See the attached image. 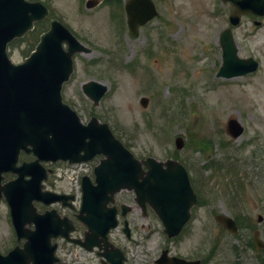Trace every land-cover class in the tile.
<instances>
[{
	"label": "rangeland",
	"instance_id": "obj_1",
	"mask_svg": "<svg viewBox=\"0 0 264 264\" xmlns=\"http://www.w3.org/2000/svg\"><path fill=\"white\" fill-rule=\"evenodd\" d=\"M40 1L50 16L91 47V53L74 56V72L62 87L63 100L82 121L94 115L106 122L137 158L174 157L180 161L198 193L189 224L176 239L165 235L153 211L147 208L141 213L134 208L133 240H127L117 229L111 232L117 237V245L126 247V256L140 264H154L165 246L182 251L202 246L217 262L233 264V247L243 246L248 255L243 263L261 264L254 255L256 250L245 244L248 234L243 231L242 240L233 237L221 230L213 215L245 214L264 241V16L243 15L231 27L238 55L252 56L259 62L257 69L243 76L221 78L215 73L221 64L218 36L230 26L232 6L227 2L153 0L158 15L132 36L126 26L124 0H96L89 9L84 7L85 0ZM255 19L260 20L258 25ZM30 48V41L20 38L8 45L7 52L17 62ZM88 78L108 87L96 105L80 90V83ZM141 97H147L145 106ZM229 118H236L243 126L238 138L226 133ZM175 136L183 138L178 150ZM202 142L207 147H199ZM93 164L76 170L50 165L53 172L44 186L78 195L77 179L82 173L90 175ZM132 195L119 191L116 205L127 200L132 203ZM257 214L263 216L260 223ZM56 242L57 264H91V252L60 239ZM14 243L8 206L2 200L0 253Z\"/></svg>",
	"mask_w": 264,
	"mask_h": 264
},
{
	"label": "water",
	"instance_id": "obj_2",
	"mask_svg": "<svg viewBox=\"0 0 264 264\" xmlns=\"http://www.w3.org/2000/svg\"><path fill=\"white\" fill-rule=\"evenodd\" d=\"M230 1L233 11L231 24L239 22L240 15L252 12L264 14V0ZM92 5V4H91ZM127 24L132 35L138 27L157 15L152 0H127L125 4ZM47 11L40 2L27 0H0V181L2 172L19 171L16 179L5 184L0 182L9 206L18 239L25 238L23 246H15L5 255L0 254V264H53L56 244L51 237L67 235L72 228L66 218L60 219L55 211L36 213L32 199L50 203L59 199L73 198L52 191H42L40 180L45 171L39 160L57 159L77 162L91 159L101 153L104 158L95 166V184L87 176L82 178V202L78 217L88 227L84 241L86 248L98 243L99 237L107 244L106 232L114 226L115 207H107L113 194L125 187L134 189L137 201L148 202L161 217L168 235L176 234L190 215V207L196 201L186 171L181 163L167 159L163 162L147 157L136 159L112 134L106 123L91 117L82 124L76 113L61 100V83L71 71V54L81 47L71 34L56 20L50 21V29L39 37L35 50L22 63L13 64L7 57L6 43L22 35L32 21L41 19ZM68 41L67 50L62 42ZM222 64L216 75L233 77L254 70L258 62L251 56L237 55V44L230 28L219 36ZM106 86L89 81L83 91L97 103ZM142 98L141 103L146 104ZM228 131L237 136L241 125L234 119L227 123ZM182 139L175 144L182 146ZM21 149L32 152L36 158L16 167ZM144 164L147 170H142ZM37 168V172H32ZM31 177L23 180L24 175ZM224 224L229 217L217 216ZM260 218V217H259ZM34 222L30 230L25 224Z\"/></svg>",
	"mask_w": 264,
	"mask_h": 264
},
{
	"label": "flooded vegetation",
	"instance_id": "obj_3",
	"mask_svg": "<svg viewBox=\"0 0 264 264\" xmlns=\"http://www.w3.org/2000/svg\"><path fill=\"white\" fill-rule=\"evenodd\" d=\"M84 44L85 41L81 40ZM131 201H125V203H129L130 204ZM133 202V200H132ZM133 205V204H132ZM135 208H138L137 204L135 203ZM133 206L130 210H128L126 212V215L124 217H121V222L122 224H118L117 227H115L114 229L119 230L120 232H122L125 236V238L128 239H133V234L135 232V224H136V218H133ZM71 214H74V212H71ZM132 215V216H131ZM235 221L236 224V229H235V234L233 235V237L242 240L244 237L242 235V232L245 231L248 234V238L245 240V244L246 246H248L252 251L255 248L254 245V231L255 229L252 228L253 224L251 222V219L249 217H247L245 214H242V219L241 217L238 216V214H235L232 217ZM127 221V222H126ZM126 223V224H125ZM128 223V226H127ZM127 228V231L129 232V235L127 236L125 234V232L123 231V227ZM129 227V229H128ZM221 227V226H220ZM222 228V227H221ZM225 230L227 231L225 228H222V231ZM112 232V231H111ZM110 232V239L112 242L113 246L108 247V251L114 254V247H117L121 250L123 256L121 259V264H140L137 263L131 259H129L126 256V251L124 249V247L121 245H117L116 241H117V237L115 235H111ZM80 233L78 231H75L73 233L74 236H78ZM260 237V234H259ZM261 248L260 249H256V253H254V255L256 257L264 255V242L260 244ZM177 247H168V254L170 256H175V257H179L185 261H198L196 262V264H221L220 262L216 261L215 257H210L208 256V252L206 249H204L202 246H198L195 248V251H190V250H185L182 251L179 248L176 249ZM102 250L100 249H93L91 251V253L94 255L91 257V264H114L111 260L101 256ZM233 252L235 255V261L233 262V264H244V259L247 258V254L246 252L243 250V246H239V247H233ZM244 257V258H243ZM113 259H117V256H114ZM154 264L156 263V260H153ZM181 264H185V263H181Z\"/></svg>",
	"mask_w": 264,
	"mask_h": 264
}]
</instances>
